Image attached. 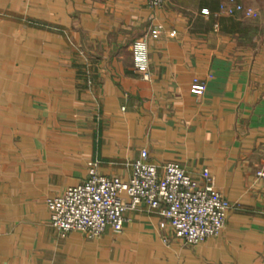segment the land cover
I'll return each instance as SVG.
<instances>
[{
    "label": "crops",
    "instance_id": "crops-1",
    "mask_svg": "<svg viewBox=\"0 0 264 264\" xmlns=\"http://www.w3.org/2000/svg\"><path fill=\"white\" fill-rule=\"evenodd\" d=\"M177 2L0 0V264H264V31ZM143 150L208 171L234 204L218 237L188 245L145 205L96 239L51 226L47 200L89 163L126 181Z\"/></svg>",
    "mask_w": 264,
    "mask_h": 264
},
{
    "label": "built area",
    "instance_id": "built-area-1",
    "mask_svg": "<svg viewBox=\"0 0 264 264\" xmlns=\"http://www.w3.org/2000/svg\"><path fill=\"white\" fill-rule=\"evenodd\" d=\"M165 0H146L148 7L162 8ZM255 10L236 0L220 5L206 18L214 20L237 14L254 16ZM217 27V24H214ZM161 29V26L158 27ZM148 54L146 41L134 45L137 69L146 71ZM205 83L194 80L190 91L205 92ZM147 152L131 164V174L124 181L100 173L96 162L89 163L87 179L47 200L50 224L62 237L70 232H81L88 239L99 238L108 229L119 233L123 229L124 213L145 205L170 225L176 237L188 245H198L222 232L228 213L234 204L210 183L208 171L203 172L206 183L193 179L174 162L162 167L146 162ZM263 177L264 173L258 172Z\"/></svg>",
    "mask_w": 264,
    "mask_h": 264
},
{
    "label": "rangeland",
    "instance_id": "rangeland-1",
    "mask_svg": "<svg viewBox=\"0 0 264 264\" xmlns=\"http://www.w3.org/2000/svg\"><path fill=\"white\" fill-rule=\"evenodd\" d=\"M175 1V0H174ZM179 1V0H176ZM184 3H179L178 2L176 4H173V6L177 9L179 7L185 8L187 9L188 12L193 13L194 17L196 14L199 15V17L197 16V18H203V17H208L211 13L216 12L218 6L220 5V3L229 1V0H182ZM237 2L243 3L246 6L252 7L255 10L254 16L251 18H246L247 20L241 18L239 21V24L244 25L245 27L253 28V27H257L259 29H261L262 31H264V0H236ZM166 3V0L164 2V4L162 5V7H164ZM215 9H213V8ZM205 8L203 11L200 12V9ZM208 11V9H210ZM208 11V12H207ZM203 12V13H202ZM226 16H222L220 17V20L217 21L219 23V26H221L222 21H224L225 26L227 27H234V22L230 21V19L228 18H232V17H226ZM196 18V17H195ZM208 20L205 21L206 25H214V20H209V18H207ZM250 20V21H249ZM161 26V25H159ZM159 29V28H158Z\"/></svg>",
    "mask_w": 264,
    "mask_h": 264
}]
</instances>
